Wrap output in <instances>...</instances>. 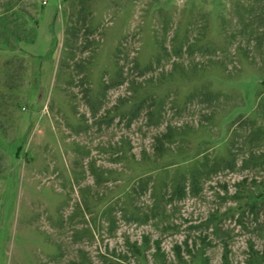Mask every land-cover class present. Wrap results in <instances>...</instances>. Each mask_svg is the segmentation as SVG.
Wrapping results in <instances>:
<instances>
[{
  "label": "rangeland",
  "instance_id": "obj_1",
  "mask_svg": "<svg viewBox=\"0 0 264 264\" xmlns=\"http://www.w3.org/2000/svg\"><path fill=\"white\" fill-rule=\"evenodd\" d=\"M21 6L0 264H264V0Z\"/></svg>",
  "mask_w": 264,
  "mask_h": 264
},
{
  "label": "trees",
  "instance_id": "obj_2",
  "mask_svg": "<svg viewBox=\"0 0 264 264\" xmlns=\"http://www.w3.org/2000/svg\"><path fill=\"white\" fill-rule=\"evenodd\" d=\"M17 15L34 21L31 14L21 6V0H0V45H5L10 50L18 48V43L33 42L36 37L35 28H30L26 21H18ZM23 58L19 56L3 57L0 55V97L11 95L22 85ZM13 67H16L13 69ZM264 83V82H263ZM1 103H4L1 99ZM169 133L164 136H169ZM156 140L161 145L160 139ZM156 149L162 150L161 147ZM230 162V161H229Z\"/></svg>",
  "mask_w": 264,
  "mask_h": 264
},
{
  "label": "crops",
  "instance_id": "obj_3",
  "mask_svg": "<svg viewBox=\"0 0 264 264\" xmlns=\"http://www.w3.org/2000/svg\"><path fill=\"white\" fill-rule=\"evenodd\" d=\"M34 43H35V42H33V43H23L22 47L25 48L26 50L30 51V52L33 53V54H42V53H44L45 51H47V49H48V47H49V42H47L46 48H45L42 52H40V51H38V50L35 48Z\"/></svg>",
  "mask_w": 264,
  "mask_h": 264
}]
</instances>
